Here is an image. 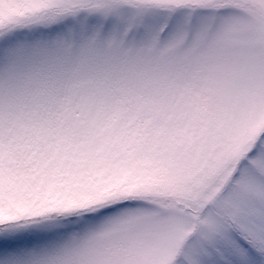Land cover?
<instances>
[{"label":"snow or ice","instance_id":"snow-or-ice-1","mask_svg":"<svg viewBox=\"0 0 264 264\" xmlns=\"http://www.w3.org/2000/svg\"><path fill=\"white\" fill-rule=\"evenodd\" d=\"M0 264H264V0H0Z\"/></svg>","mask_w":264,"mask_h":264}]
</instances>
